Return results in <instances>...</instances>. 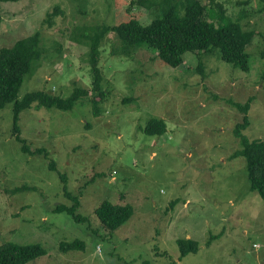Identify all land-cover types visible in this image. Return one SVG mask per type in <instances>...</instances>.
I'll return each instance as SVG.
<instances>
[{"label":"rangeland","instance_id":"obj_1","mask_svg":"<svg viewBox=\"0 0 264 264\" xmlns=\"http://www.w3.org/2000/svg\"><path fill=\"white\" fill-rule=\"evenodd\" d=\"M136 1L0 3V49L39 33L47 51L20 100L35 91L64 99L76 87L90 92L69 111L35 103L21 113L20 136L34 154L16 139L13 104L0 110V246H43L47 254L29 264H264V200L251 190L246 159L231 160L241 149L233 130L243 120L231 102L254 99L244 133L264 140V0H214L256 33L249 73L218 53L188 52L177 69L147 48L127 56L118 34L107 33L100 55L106 100L94 106L85 36L133 18L150 24L154 16ZM152 118L167 123L165 134H146ZM61 175L89 221L56 211L73 204ZM104 202L134 208L113 234L95 214ZM181 239L197 241L198 253L180 260ZM75 240L85 250H60Z\"/></svg>","mask_w":264,"mask_h":264},{"label":"trees","instance_id":"obj_2","mask_svg":"<svg viewBox=\"0 0 264 264\" xmlns=\"http://www.w3.org/2000/svg\"><path fill=\"white\" fill-rule=\"evenodd\" d=\"M19 1L21 0H0V3ZM210 3L209 6L204 4L203 0H137L132 2L133 6L146 7L150 15L154 16L150 24L144 25L138 18H133L118 26L104 25L102 29L95 28L92 35H86L88 43L83 44H87L91 50L89 63L93 78L92 94H98L92 100L93 105L96 106L106 100L100 55L105 35L111 31L118 34L123 52L127 56L133 55L138 49L147 48L154 52L163 64L177 69L185 62L184 56L188 52L197 54L198 58L202 55L218 53L225 63L249 73L252 66L247 49L254 41L256 33L253 30H245L239 20L235 21L228 17L220 3L214 0H210ZM57 13L56 9L54 14ZM54 14L48 15V21H52ZM2 20L0 16V26ZM44 53L46 54L47 51L45 52L40 44L39 33L18 40L11 47L0 49V110L13 104L14 134L17 141L23 145L22 150L25 153L31 151L26 140L20 136L18 122L23 111L35 103L37 108L69 111L90 95L88 90L76 87L66 99L52 92L35 91L20 100L19 92L25 78L35 73ZM259 55L263 64L262 79L264 80V49ZM253 100L249 98L245 103L231 102L232 106L243 114L242 122L233 130L241 149L232 155L231 160L238 157L246 159L251 190L257 192L264 200V140H250L244 133L250 126L249 112ZM166 131L167 123L158 118H152L145 129L146 134L150 136H161ZM51 169L57 171L54 162L51 164ZM61 179L65 184V196L73 204L58 206L56 211L67 213L78 223L89 221L78 213L81 206L80 197L69 191L67 177L61 175ZM21 190L23 188L14 191ZM95 214L102 226L113 234L133 217L134 208L130 204L114 205L104 202ZM178 246L180 260L199 251V243L191 239L178 240ZM60 250L62 252L85 250V242L80 240L62 242ZM46 254V249L40 244L7 243L0 246V264H29Z\"/></svg>","mask_w":264,"mask_h":264}]
</instances>
